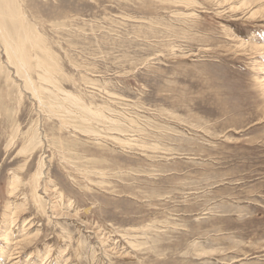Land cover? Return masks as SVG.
<instances>
[{
    "label": "rangeland",
    "instance_id": "374dc122",
    "mask_svg": "<svg viewBox=\"0 0 264 264\" xmlns=\"http://www.w3.org/2000/svg\"><path fill=\"white\" fill-rule=\"evenodd\" d=\"M0 13V264H264V0Z\"/></svg>",
    "mask_w": 264,
    "mask_h": 264
},
{
    "label": "bare ground",
    "instance_id": "6f19581e",
    "mask_svg": "<svg viewBox=\"0 0 264 264\" xmlns=\"http://www.w3.org/2000/svg\"><path fill=\"white\" fill-rule=\"evenodd\" d=\"M4 0H0V2H3ZM11 6V5H10ZM19 7V6H18ZM2 9V8H1ZM11 9V8H10ZM13 9V8H12ZM14 10V9H13ZM8 11V10H7ZM4 12V11H3ZM1 14V13H0ZM8 14V13H7ZM14 14H15V12H14ZM10 15V14H9ZM1 16V15H0ZM20 19H23V18H21L20 17ZM15 21V20H14ZM10 22H12V21H10ZM17 22V21H16ZM15 22V23H16ZM1 23H2V21L0 20V26H1ZM14 23V24H15ZM3 28V29H2ZM0 36L2 37V38H4L5 40H6V42L8 43V40H9V36H8V33L5 31V26H3V27H0ZM18 33V32H17ZM20 33V32H19ZM18 33V34H19ZM29 34V33H28ZM28 36V35H27ZM12 37V38H11ZM10 38L11 39H14V37L13 36H11ZM18 37V36H17ZM25 37H26V33H25ZM31 39V38H30ZM2 40V39H1ZM22 40H23V38H22ZM4 41V40H3ZM16 41V40H15ZM5 42V43H6ZM16 42H18V41H16ZM10 43V42H9ZM37 43V42H36ZM11 45L13 44L12 43V40H11V43H10ZM15 44V43H14ZM28 44V43H27ZM33 44V43H32ZM6 45V44H5ZM17 45H18V43H16V47H17ZM24 45V44H23ZM37 45V44H36ZM10 45H8V47H9ZM20 46V45H19ZM23 47V46H22ZM12 48H14V47H12ZM26 49V48H25ZM9 50H11L10 48H9ZM14 50H16L15 48H14ZM27 50V49H26ZM25 51V50H24ZM15 53V52H14ZM10 54V52L8 51V55ZM22 54V51H21V49H19V52L18 53H15V55H16V57L21 61V59L23 58H21L20 59V55ZM25 54V53H24ZM26 55V54H25ZM10 58H11V56H10ZM30 58V57H29ZM24 59V58H23ZM22 59V60H23ZM31 59H32V57H31ZM27 60V59H26ZM23 62V61H22ZM25 64V63H24ZM47 64V63H46ZM16 65H17V63H16ZM26 65V64H25ZM28 65V64H27ZM30 66V65H29ZM28 70H30V69H28ZM28 72V71H27ZM49 72V71H48ZM9 79V78H8ZM33 82V81H32ZM38 88V87H37ZM38 90V89H37ZM62 127V126H61ZM32 141H34V140H32ZM38 141V140H37ZM35 147V146H34ZM26 148V147H25ZM27 149V148H26ZM22 150H23V148H22ZM25 150H23V152H24ZM25 153V152H24ZM38 174V173H37ZM13 177V176H12ZM20 181V180H19ZM37 184V183H36ZM16 185H18V183H17V179H15V178H13L12 179V181H11V187H12V189H11V192H13V190L14 189H16L17 187H16ZM36 186V185H35ZM16 187V188H15ZM14 188V189H13ZM35 192V191H34ZM35 194V193H34ZM39 195V194H38ZM61 196V195H60ZM39 197H41V195H39ZM36 198H37V196H36ZM43 201V200H42ZM42 201L40 200V199H36V206H37V208L38 209H40V208H43V203H42ZM16 204V203H15ZM15 210V209H14ZM42 210V209H41ZM44 210H46V209H43V211ZM48 212V211H47ZM11 216V215H10ZM86 223V222H85ZM15 226V225H14ZM23 229V228H22ZM21 240V239H20ZM16 249H18V248H15V250ZM52 251V250H51ZM32 260V259H31ZM46 262V261H45Z\"/></svg>",
    "mask_w": 264,
    "mask_h": 264
}]
</instances>
